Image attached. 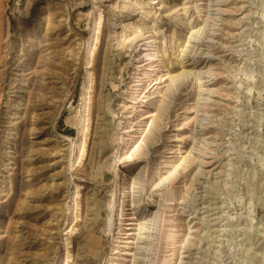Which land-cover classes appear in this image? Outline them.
I'll use <instances>...</instances> for the list:
<instances>
[{
	"label": "rangeland",
	"instance_id": "rangeland-1",
	"mask_svg": "<svg viewBox=\"0 0 264 264\" xmlns=\"http://www.w3.org/2000/svg\"><path fill=\"white\" fill-rule=\"evenodd\" d=\"M0 264H264V0H0Z\"/></svg>",
	"mask_w": 264,
	"mask_h": 264
},
{
	"label": "bare ground",
	"instance_id": "bare-ground-1",
	"mask_svg": "<svg viewBox=\"0 0 264 264\" xmlns=\"http://www.w3.org/2000/svg\"><path fill=\"white\" fill-rule=\"evenodd\" d=\"M147 56V55H146ZM172 197V196H171ZM169 198H170V196H169ZM169 200H171V199H169Z\"/></svg>",
	"mask_w": 264,
	"mask_h": 264
}]
</instances>
